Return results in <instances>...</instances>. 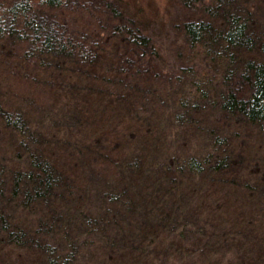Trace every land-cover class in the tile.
<instances>
[{
  "label": "trees",
  "instance_id": "trees-1",
  "mask_svg": "<svg viewBox=\"0 0 264 264\" xmlns=\"http://www.w3.org/2000/svg\"><path fill=\"white\" fill-rule=\"evenodd\" d=\"M77 1L0 0V264H264V0Z\"/></svg>",
  "mask_w": 264,
  "mask_h": 264
},
{
  "label": "rangeland",
  "instance_id": "rangeland-1",
  "mask_svg": "<svg viewBox=\"0 0 264 264\" xmlns=\"http://www.w3.org/2000/svg\"><path fill=\"white\" fill-rule=\"evenodd\" d=\"M80 4L89 5V12L94 14L93 19L102 14L103 7L99 0H78L74 6L79 8ZM118 8L123 11L126 16L138 24V26L147 34H149L158 46H170L174 42V25L184 19V11L174 0H120ZM72 10V8H71ZM70 15L74 14L72 11ZM74 19V16H70ZM87 18V19H85ZM84 14V20L78 18V23L83 22L88 25L89 20H94ZM82 25V23H80ZM172 43V44H171ZM169 44V45H168ZM165 48V47H164Z\"/></svg>",
  "mask_w": 264,
  "mask_h": 264
}]
</instances>
